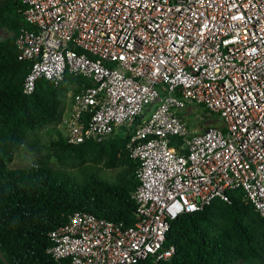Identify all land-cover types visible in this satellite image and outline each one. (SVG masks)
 I'll use <instances>...</instances> for the list:
<instances>
[{"label": "built area", "instance_id": "built-area-1", "mask_svg": "<svg viewBox=\"0 0 264 264\" xmlns=\"http://www.w3.org/2000/svg\"><path fill=\"white\" fill-rule=\"evenodd\" d=\"M17 1L18 60L31 64L23 92L82 77L58 131L78 145L126 130L138 162L135 223L75 212L49 233L54 259H169L170 222L232 190L264 220V0ZM203 113L221 127H205Z\"/></svg>", "mask_w": 264, "mask_h": 264}, {"label": "trees", "instance_id": "trees-1", "mask_svg": "<svg viewBox=\"0 0 264 264\" xmlns=\"http://www.w3.org/2000/svg\"><path fill=\"white\" fill-rule=\"evenodd\" d=\"M22 12L21 2L0 0V29L10 33L0 39V264H69L48 252L53 245L49 233L65 226L75 212L132 226L138 162L130 158L126 130L78 145L57 132L49 148L64 169H52L44 161L7 168L33 132L61 121L68 86L77 93L78 85L87 83L66 75L55 86L40 78L33 93L23 92L31 64L18 60L15 43L20 29L27 27ZM97 167L113 171L114 180L97 174ZM165 246L174 247L171 258L136 264H264V220L242 191L232 190L228 201L216 199L171 221Z\"/></svg>", "mask_w": 264, "mask_h": 264}, {"label": "rangeland", "instance_id": "rangeland-1", "mask_svg": "<svg viewBox=\"0 0 264 264\" xmlns=\"http://www.w3.org/2000/svg\"><path fill=\"white\" fill-rule=\"evenodd\" d=\"M10 35L7 31L0 29V39H4L6 36ZM73 87L67 88L65 95L63 96V101L65 103V112L69 109L70 99L72 94ZM202 113V111H200ZM204 115V124L205 127H221V120L218 116H212L207 113H203ZM190 120L192 119L189 116ZM188 118V119H189ZM190 120H188L190 122ZM59 129L57 127L46 126L41 129L36 130L29 137L28 142L24 144L14 155L13 161L7 164V168L9 170L22 168L27 165L37 164L40 161L46 162L50 168L52 169H64L62 165H60L56 159L52 156L51 150L49 148V142L52 138H57V132ZM66 171L72 172L74 174H78V170L76 168H67ZM97 174H100L104 178L109 181L114 180V172L111 170H106L102 167H97ZM90 172V171H88Z\"/></svg>", "mask_w": 264, "mask_h": 264}]
</instances>
